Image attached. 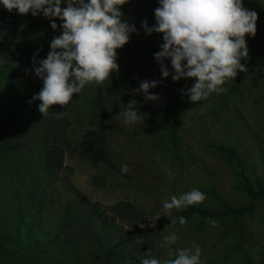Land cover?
Listing matches in <instances>:
<instances>
[{
    "label": "rangeland",
    "instance_id": "obj_1",
    "mask_svg": "<svg viewBox=\"0 0 264 264\" xmlns=\"http://www.w3.org/2000/svg\"><path fill=\"white\" fill-rule=\"evenodd\" d=\"M241 3L258 17L255 36L245 35L250 58L241 59V63L247 68L244 72L237 70L235 78L226 79L220 86L230 89L226 94H214L183 114L178 149L172 148L168 140L165 104L169 98L182 96L179 90L191 86L195 78L174 82L171 75L161 76L153 54L160 50L163 33L146 35L141 26L144 19L149 26L155 24L154 9L160 6L159 0H127L118 6L123 18L134 24L139 34L131 33L129 41L116 50L119 71L110 73L109 79L100 85L108 104L109 155L114 162L128 165L129 177H122L105 165H92L88 159L93 147L83 141L82 135L85 129L96 125L92 105L94 81L89 82L79 94L73 93L67 105L50 106L69 118L71 146L65 151L59 179L50 189L51 201L43 211L38 233L57 225L59 203L81 193L103 205L122 199L133 201L150 220L161 213L155 229L164 258H176L174 251L169 255L164 239L174 233L177 240L171 245L173 249H189L191 255L195 253L194 244L200 247L199 264H246L248 259L258 260L264 253V200L256 203L251 215L237 220L192 216L183 225L177 220L179 210L163 207L173 196L179 198L193 189L206 194L199 205L209 208L219 207L216 194L233 205L249 201L239 188V161L227 159L215 145L234 146L246 175L264 180V0ZM61 7H66L65 0H61ZM18 15L20 30L13 44L16 56L7 79L0 83V97L10 94L28 98L41 90L43 81L32 71L31 58L35 53L38 66V61L46 58L53 37L62 32L58 18H54L58 26L53 30L42 13ZM165 64L171 72L170 60ZM144 79L161 81L150 89L159 95L158 101L133 93ZM132 99L138 102L135 107L144 119L143 124L124 123L120 111ZM94 174H100L105 183L95 185ZM173 219L175 223L171 222ZM211 221H215V226Z\"/></svg>",
    "mask_w": 264,
    "mask_h": 264
},
{
    "label": "trees",
    "instance_id": "obj_2",
    "mask_svg": "<svg viewBox=\"0 0 264 264\" xmlns=\"http://www.w3.org/2000/svg\"><path fill=\"white\" fill-rule=\"evenodd\" d=\"M19 30L16 9L9 12L0 4V83L7 79L15 59L13 44ZM225 89L222 94L213 92L198 102H190L187 96L167 100L165 122L172 148L180 147L183 114L212 95L221 97L230 90ZM33 95L0 97V111H5L0 114V264H142L151 258L169 264L173 259L162 257L156 229L139 227L151 220L141 207L126 199L103 205L76 193L57 205V225L38 233L43 211L51 201L50 189L64 168V154L71 141L69 118L63 115L56 119L54 113L42 116L38 111L42 102L29 103ZM92 105L96 125L82 135L83 141L93 147L88 159L92 165H105L128 178V173L121 171L122 165L110 158L107 98L95 81ZM215 149L227 159L239 161V188L249 201L233 205L216 194L218 208L189 205L179 210L178 221L180 216L186 220L192 216L237 220L251 215L256 203L264 200V180L246 175L236 148L219 144ZM92 182L103 185L105 179L94 174ZM246 264H264V253L255 262L248 259Z\"/></svg>",
    "mask_w": 264,
    "mask_h": 264
},
{
    "label": "clouds",
    "instance_id": "obj_3",
    "mask_svg": "<svg viewBox=\"0 0 264 264\" xmlns=\"http://www.w3.org/2000/svg\"><path fill=\"white\" fill-rule=\"evenodd\" d=\"M126 2L65 0L66 7L62 8L61 0H0L9 12L16 9L19 14L31 12L32 16L42 13L49 19L53 30L58 26L54 18L61 21L62 32L51 40L46 58L39 60L38 66L35 53L31 58L32 71L43 81V87L29 103L41 101L38 111L42 116L54 113L55 118L60 119L64 112H50L51 105L65 106L73 99V93L79 94L87 83L95 81L100 84L109 79L110 73L119 71L116 50L129 41L131 33L139 34L135 25L123 18L118 7ZM159 5L154 9L155 24L149 26L144 19L141 26L146 35L163 33L160 50L153 54L161 76L167 78L171 75L174 82L181 78H195L191 86L179 90L190 102L201 101L213 92H225L226 89L220 87L225 80L235 78L237 70L244 72L247 68L241 63V59L247 61L250 58L245 35L255 36L257 13L244 8L241 0H159ZM166 60L171 62V72ZM160 82L144 79L132 91L142 93L145 100L158 101L159 95L150 89ZM137 103L135 99L129 100L120 111L124 123L143 124L144 119L135 107ZM128 170V165L121 166L122 172ZM205 196V193L193 189L179 198L173 196L163 207L167 210L186 209L189 205L202 203ZM161 216L157 213L147 225L140 224L139 227L156 228V221ZM178 219L180 224L186 223L185 217ZM171 222L175 223V219ZM211 223L215 226V221ZM164 239L169 255L173 251L176 253V258L169 264H199L201 249L198 245H193L195 253L190 255L189 249L171 247L177 240L174 233ZM142 264L160 262L151 258L144 259Z\"/></svg>",
    "mask_w": 264,
    "mask_h": 264
}]
</instances>
